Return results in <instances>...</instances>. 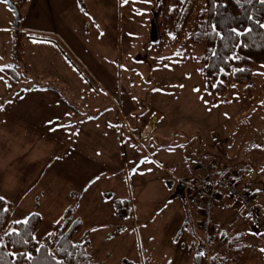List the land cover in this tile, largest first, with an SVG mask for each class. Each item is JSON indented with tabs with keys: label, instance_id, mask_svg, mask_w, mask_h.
I'll return each mask as SVG.
<instances>
[{
	"label": "rangeland",
	"instance_id": "rangeland-1",
	"mask_svg": "<svg viewBox=\"0 0 264 264\" xmlns=\"http://www.w3.org/2000/svg\"><path fill=\"white\" fill-rule=\"evenodd\" d=\"M11 1L21 3L25 30H0V197L11 203L13 221L40 214L41 242L72 206L98 264H194L184 259L190 220L199 227L204 217L201 205L191 215L186 199L174 196L172 174L197 179V164L210 162L205 151L255 194L264 214V65L255 70L253 101L231 98V90L230 101L216 102L206 90L202 47L188 40L168 47L151 33L156 0H82L85 8L78 0ZM0 26L15 28L5 0ZM6 66L19 70V84L2 72ZM95 71L100 85L87 80ZM155 111L163 118L137 145L136 131ZM125 152L129 183L119 174ZM81 159L88 168L78 169ZM218 191L213 218L224 225L235 209L248 230L244 207ZM123 200L130 204L117 208ZM251 231L243 260L264 264V234Z\"/></svg>",
	"mask_w": 264,
	"mask_h": 264
},
{
	"label": "trees",
	"instance_id": "trees-1",
	"mask_svg": "<svg viewBox=\"0 0 264 264\" xmlns=\"http://www.w3.org/2000/svg\"><path fill=\"white\" fill-rule=\"evenodd\" d=\"M18 3L20 2L16 6L20 8L21 3ZM152 9L150 28L158 42L173 47L188 40L193 45L202 47L199 60L204 67L206 90L216 102L218 99L224 103L230 101V94L227 95V92L231 90L234 92L231 98L237 96L242 102L248 103L256 98L252 81L257 66L264 65V0H156ZM237 32L241 34L238 35ZM2 68V72L8 74L14 84L20 83L21 75L16 67ZM51 91L59 93L54 89ZM212 156L205 158L210 162L197 164L196 169L203 171L196 181L185 179L189 181L187 183L206 182L205 187L209 188L210 172L227 176L229 182L235 183L241 192L248 193L253 198L258 218L264 222V214L259 211L255 194L241 187L234 176L227 174L228 167L223 169V161ZM226 156L227 154L225 158ZM200 164L209 165L210 172L201 168ZM236 175H241V172L236 171ZM219 188H224L236 203L244 207L248 226L257 232L253 214L236 196L231 195L227 187ZM218 193L219 199L222 194ZM187 194L194 195V189L187 190ZM123 204H129V200L117 202V208L122 209ZM197 204L202 208L201 201ZM236 213L234 209L228 225L223 227L213 218L209 231L203 232L197 239L199 243L196 239L193 240L196 243L194 264H204V252L210 254V264L242 263L250 246L246 240L247 227L238 226L240 215ZM11 214V203L0 199V264H98L93 258L83 221L75 216V207L65 210L60 220L54 224L52 232L41 242L35 239L42 220L40 214L33 213L25 221L18 222L11 219ZM201 223L202 221L200 229Z\"/></svg>",
	"mask_w": 264,
	"mask_h": 264
},
{
	"label": "crops",
	"instance_id": "crops-1",
	"mask_svg": "<svg viewBox=\"0 0 264 264\" xmlns=\"http://www.w3.org/2000/svg\"><path fill=\"white\" fill-rule=\"evenodd\" d=\"M117 1H119V3H121V0H117ZM78 2L81 4V6L80 7H84L85 8V4L83 3V1L82 0H78ZM10 28V29H9ZM21 27H15L14 29H13V27L12 26H0V30L2 29H7V30H9V35H14V32L15 31H17V33H20V32H25V30L23 31V29H20ZM22 28H24V27H22ZM88 31V30H87ZM59 42L65 47V48H67L68 47V45L64 42V40L61 38V37H59ZM85 72H87V71H85ZM89 73V78H90V80L89 79H87L88 80V82L90 83V82H93L94 84H96V85H100L101 83H100V80H99V77H98V73L95 71L94 72V74L93 73H91V72H88ZM88 73H86L87 74V76H88ZM100 88V87H99ZM81 90V89H80ZM79 90V91H80ZM87 90H88V88H87ZM55 95L56 96H58V94H56L55 93ZM55 95H53V96H55ZM59 98H61V97H59ZM89 98V95H88V93L87 94H85V95H82V97H81V99L82 100H87ZM62 99V98H61ZM72 107V106H71ZM73 108V110H76V111H79V109H77V108H75L74 106L72 107ZM82 111H84V109H82ZM118 117H119V120H120V122H119V126H120V129L122 130V128H123V124H122V116H120V114H118ZM163 118V115L160 113V112H157V111H155V112H153L152 113V115H151V119L148 121V122H146L145 124H144V126H143V128H139L136 132H138V131H140L141 132V134L137 137L136 135H134V137H135V142H136V144L137 145H139L140 144V142L142 141V140H144V137L145 136H148L153 130H154V128H155V124L157 123V121H159V120H161ZM131 132V131H130ZM132 134V133H131ZM133 135V134H132ZM210 150V149H209ZM198 154L199 155H201L202 154V152H198ZM133 156V155H132ZM203 156H212L211 155V153L209 152V151H205L204 153H203ZM124 157V162H123V164H124V168L119 172V174L121 173V174H123V176H124V178L125 179H127V181H128V183L129 182H131V177H130V170H129V167H128V163H129V153L127 154V152H125V156H123ZM212 158H213V156H212ZM183 162V161H182ZM182 162L180 163V165L178 166V168H181L182 167ZM89 163H85L82 159H81V163H80V165H79V167H78V169H80V168H82L84 165H86V168H88L87 167V165H88ZM106 172H107V170H106ZM172 176L176 179V182L177 183H179L180 181H184L185 183L186 182H189L188 180H185V179H187V178H184V177H182V176H180L177 172H176V176H174L173 174H172ZM78 179V183H76L78 186H80L82 183H83V181H84V179H85V177L84 176H82L81 178H77ZM176 183V184H177ZM171 186H173V184H171V185H169L168 187L166 186V188H171ZM80 189L78 188L77 189V191H79ZM104 193H105V191H104ZM109 201V198H107L106 199V201L105 202H108ZM129 204H130V201H129ZM111 208H114L115 209V205H116V202H114V203H110V204H108ZM117 206V205H116ZM188 206V205H187ZM133 208H135L134 207V205H133ZM189 208V207H188ZM245 210V209H244ZM189 211H190V214L192 215V210L189 208ZM196 211L197 212H199V215H201V209H199V208H197L196 209ZM245 212V211H244ZM239 218V217H238ZM190 225L192 226V236L190 237V238H188V242H187V247H186V254H187V256H186V258H184V259H191V261H193L194 262V255H195V244L196 243H194V239H199L202 235H203V231L200 229V223H199V227L197 226V224L195 223V221H194V219H192V220H190ZM248 223V222H247ZM225 224H227L228 225V222H225ZM224 224V225H225ZM223 224H221L220 226H224ZM238 226L240 227V228H243V227H245V226H247V224L245 225L244 223H242V221L241 222H239V220H238ZM252 229H250V225L248 226V230H246L247 232H252L251 231ZM84 232H87L86 231V228H85V226H84ZM246 239H247V235H246ZM248 240V239H247ZM197 242H198V240H197ZM199 243V242H198ZM184 244H185V242H184ZM208 251V250H207ZM206 255H208V259L210 258V254L207 252V254ZM170 259H172V257H169ZM168 258V259H169ZM177 258H180L181 259V256H178ZM244 259V258H243ZM242 259V263L241 264H246V262H245V260H243Z\"/></svg>",
	"mask_w": 264,
	"mask_h": 264
},
{
	"label": "built area",
	"instance_id": "built-area-1",
	"mask_svg": "<svg viewBox=\"0 0 264 264\" xmlns=\"http://www.w3.org/2000/svg\"><path fill=\"white\" fill-rule=\"evenodd\" d=\"M218 142H220L222 146H226L225 140H218ZM199 166L205 171L210 172L211 170V167L207 164H200ZM209 177L211 178V180L209 181V188L205 187L206 182L194 184L186 182L185 186L186 203L189 208L199 203L200 201L202 202L201 214L204 217L201 223L202 231H209L213 222V206L219 197L218 187L225 186L228 188L231 195L236 196L238 198V201L242 205H244L250 213L253 214V223L255 225V230L259 233H262L264 231V222L260 220V218H258L256 206L252 203L253 198H251L248 193L241 192L237 185L233 182H229L228 177L225 175H216L210 172ZM190 188L194 189V195L187 194V190H189ZM206 247L208 250V245H206Z\"/></svg>",
	"mask_w": 264,
	"mask_h": 264
},
{
	"label": "water",
	"instance_id": "water-1",
	"mask_svg": "<svg viewBox=\"0 0 264 264\" xmlns=\"http://www.w3.org/2000/svg\"><path fill=\"white\" fill-rule=\"evenodd\" d=\"M7 1L10 6L12 7V9L15 11V27H18L19 26V21H20V15H19V12H18V8L15 4H12V1L11 0H5ZM185 186H186V183L184 181H180L177 185V188L175 190V194L174 196L175 197H181V198H184V193H185Z\"/></svg>",
	"mask_w": 264,
	"mask_h": 264
},
{
	"label": "snow or ice",
	"instance_id": "snow-or-ice-1",
	"mask_svg": "<svg viewBox=\"0 0 264 264\" xmlns=\"http://www.w3.org/2000/svg\"><path fill=\"white\" fill-rule=\"evenodd\" d=\"M234 31H236V30H234ZM237 34L239 35V34H241V33L237 32ZM0 199H3V197H0ZM29 255H30V254H29Z\"/></svg>",
	"mask_w": 264,
	"mask_h": 264
}]
</instances>
